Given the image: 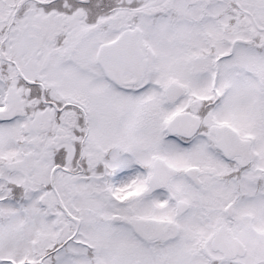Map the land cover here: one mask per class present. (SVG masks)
Returning a JSON list of instances; mask_svg holds the SVG:
<instances>
[{"label": "flooded vegetation", "instance_id": "1", "mask_svg": "<svg viewBox=\"0 0 264 264\" xmlns=\"http://www.w3.org/2000/svg\"><path fill=\"white\" fill-rule=\"evenodd\" d=\"M229 4V0H0V109L6 107L7 89L16 92L20 109L3 125L13 123L11 140L20 150L13 160L21 159L25 153L33 154L29 182L15 188L23 195L39 192L32 177L33 163L39 160L45 167L58 169V176L53 179V184L59 187L57 192L79 196L77 211L85 210L92 218L90 223L96 222L97 230L105 227L113 231L119 218L114 219V209H109L110 214H103L104 210L98 212V208L85 205L87 198L101 207L103 200L99 197L115 199L113 193L121 194L126 188L131 195L123 200L144 202L165 195L175 182H180L195 192L218 190L226 196L224 207L232 206L234 214L226 216L223 224L233 229L232 222L238 220L246 236L240 240L246 248L247 238L254 229L255 235L264 237V110L261 108L264 81L259 72L255 73L253 118L225 113V103L221 109L218 98H205L196 110L182 108L163 116L157 129L160 137L150 141L145 134V120L128 118L130 114L119 112L124 107L122 100L118 103L119 96L127 94L137 100L136 104L145 101L139 96L146 88H137L145 76L143 63L149 55H154V41L159 38L172 41L187 33L181 25L191 30L188 37L199 35L208 45L207 49L197 47V55L218 59L216 62H221L224 68L225 32L218 40L220 47L211 43L208 33L203 36L200 30V34L194 32L197 26L209 22L225 26V7ZM124 31H135L139 76L121 70L119 83H113L104 76L97 54L102 44L115 40ZM247 39L260 58L264 27L255 22V29L248 33ZM184 47L189 51V47ZM234 72L237 82L240 79L237 67ZM210 73L206 69L205 75L210 77ZM223 73L225 82L224 69ZM222 89L225 96L228 88ZM159 100L171 107L179 98L173 103H166L163 97ZM182 111L191 112L199 121L196 131L188 138L166 131L168 121ZM246 123L251 125L248 131ZM223 127L232 129L245 143L238 144L230 156L223 155L215 146V129ZM182 153L185 159L181 164ZM157 158L176 173L168 179L166 188L145 195ZM54 160L61 161L62 166H50ZM189 168H196L199 185L186 177ZM14 173L18 179L22 178L19 172ZM52 190V186L45 189L48 197L54 195ZM50 204L53 206L48 203L47 209L51 207V214L57 215L58 206L54 202ZM150 212L152 215L153 211ZM60 222L70 227L68 221ZM145 224L142 229L149 231L150 226L146 229ZM128 231L134 239L132 228Z\"/></svg>", "mask_w": 264, "mask_h": 264}, {"label": "rangeland", "instance_id": "2", "mask_svg": "<svg viewBox=\"0 0 264 264\" xmlns=\"http://www.w3.org/2000/svg\"><path fill=\"white\" fill-rule=\"evenodd\" d=\"M235 3H237L236 6L243 7L245 10L243 18L250 23V29H255L254 20L256 25L264 27V0H235ZM248 7L255 9V18L247 13L245 8ZM240 12L238 11L237 14ZM180 27L187 33L191 31L182 25ZM196 28L194 34L198 33V30L201 33L198 34L203 36L208 33L211 43L220 47L221 43L218 40L225 32V26L222 24L216 26L214 22H209ZM233 30L235 32L225 34V41L228 42H225V53L228 52L230 41L234 37L247 38V30L245 34L243 31H238L236 26ZM187 33L178 35L172 41L167 38L154 41L156 51L154 55H149L143 63L145 76L143 83L137 87L138 89L142 86L146 88L139 96L145 98V101L136 104L137 100L127 94L118 97V103L121 100L124 103L123 109L118 110L119 112L130 114L126 116L128 118L145 120L147 123L145 134L148 135L150 141L157 136L160 137L157 129L163 116L168 117L170 113L182 108L196 110L202 99L211 100L215 97V93H218L217 101L221 104V109L225 103V113L253 118L256 112L257 75L255 76V73L259 72L264 81V57L259 59L252 49H246L237 44L232 58L225 59L224 68L223 64L218 62L212 70L210 67L213 58L200 59L196 51L197 47L202 46L207 49L208 45L200 40L198 34V36L188 37ZM179 44L189 47L190 52L197 55L198 59L189 58L188 54L179 48ZM234 67H237L240 76L237 82L234 78ZM206 69L212 70L210 77L205 75ZM223 69L225 70V82L223 81ZM217 70L216 78H214ZM171 82L183 85L186 93L174 105L166 107L159 98L162 96L164 86ZM223 87L228 88L230 93L225 91V96H223ZM261 108L264 110V99L261 101ZM250 127L251 125L246 123L247 131ZM13 132V123L0 126V160L5 162V165L0 164V187L15 184L21 188L20 185L24 186L23 179H18L14 172L5 169V166L20 151L11 140L14 136ZM262 141L264 145V132ZM184 159L185 155L182 153L181 164ZM33 166L32 177L38 184L36 188L39 192L24 195L22 204L7 198L6 188H0V219L4 221L5 226L0 223V264H52L48 257L51 255L55 258L54 264H89L86 258L88 253L92 259L97 260L96 264H202L200 257L203 252L209 257L221 258L209 248L211 236L219 225L225 223L226 218L223 210L224 203L228 199L218 190L195 192L185 187V184L175 182L165 195L144 200V202L132 199L123 200L125 196L131 195L130 190L125 187L121 194L113 193L112 196L115 199L106 196L99 197L103 200L100 201L101 207L87 198L85 205L91 209L98 208V212L104 210L103 214H110L109 209L113 208L112 212L116 217L119 216L116 223L118 227L113 228V231L105 227L97 230L96 222L90 223L92 218L85 210L77 211L76 207L81 202L79 196L70 197L56 191L59 187L57 183L53 184V179L57 178L58 169L52 172L39 160L34 161ZM50 186L55 193L48 197L45 189ZM172 200H185L192 206V210L176 220L171 212ZM50 202L58 206L57 215L51 214L53 211L51 207L47 209L46 204L53 206ZM150 211H153L152 215ZM237 215L238 211L235 216ZM65 220L68 221L70 227L60 222ZM145 223L149 224V231L142 229ZM232 223L234 225L233 234L239 239L242 238L241 236L246 237L241 232L238 220L234 219ZM129 227L133 230L134 239L129 236ZM204 239L206 240L205 245L203 244ZM247 239L249 243L246 254L243 257L234 258L236 263L264 262V237L255 235L254 229ZM67 240L71 241L66 243ZM87 245L89 251L86 250ZM196 245L199 248L194 249ZM190 250L196 254L200 251L202 253L192 255ZM93 252H96L95 256Z\"/></svg>", "mask_w": 264, "mask_h": 264}, {"label": "water", "instance_id": "3", "mask_svg": "<svg viewBox=\"0 0 264 264\" xmlns=\"http://www.w3.org/2000/svg\"><path fill=\"white\" fill-rule=\"evenodd\" d=\"M135 31H124L115 40L102 44L99 48L97 59L101 65L104 76L113 83H119V72L121 70L139 76V57L136 55L137 49L134 42ZM249 41L244 39H235L231 43L232 50L235 43L247 44ZM112 66L113 68H110ZM183 87L178 84H169L165 87L163 96L167 103H173L183 94ZM6 107L0 109V121L12 119L19 113L18 101L16 92L12 89H7L5 93ZM199 125L196 119L189 112H180L168 121L166 125L167 132L178 134L182 137H190L196 131ZM217 149L225 156H230L232 151L239 145H245L241 142L237 134L230 128L223 127L215 129ZM32 154L28 153L22 159L12 161L7 166L8 171H18L24 179V183L28 182V174L31 171ZM176 173V170L167 165L162 159L157 158L152 165V174L148 178L145 194L149 195L153 190L158 188H166L168 179ZM185 175L193 182L194 185H199L196 168H189ZM188 210V203L177 201L174 209V217L179 218ZM227 215L231 213V206L225 208ZM116 216L114 219L116 220ZM149 226L145 224L147 229ZM210 248L213 252H219L227 259L242 257L246 248L243 243L236 238L231 229L225 225H220L210 240Z\"/></svg>", "mask_w": 264, "mask_h": 264}, {"label": "trees", "instance_id": "4", "mask_svg": "<svg viewBox=\"0 0 264 264\" xmlns=\"http://www.w3.org/2000/svg\"><path fill=\"white\" fill-rule=\"evenodd\" d=\"M229 2H230V4L227 7H225V19H226V22H225V33L235 32L233 30L234 26L237 27L238 31L245 32V30H247V23H246V21L243 18V17H245V15H244L245 14V12H244L245 10H243V7L234 6L235 0H229ZM1 6H2V4H1ZM235 9H237V10H235ZM245 9L247 10V13L250 14V15L252 14V16L256 13L255 9H253L252 7H248V8H245ZM238 11L239 12L241 11V12L239 14H237ZM235 22H238V23L233 25ZM244 47L248 48V46H244ZM200 57L203 58V59L205 58L204 56H200ZM0 164H4L5 165V162H2L0 160ZM56 164L62 166V162L61 161H57V160L52 161L50 166L56 165ZM59 172H63V171L59 170ZM20 186H21V188L23 187V185H20ZM1 187L3 189L6 188L7 191H6L5 195H6L7 198L22 204L23 199H24V195L21 193L20 189L17 190L15 188V184L7 185V186L2 185ZM0 223H2V225L4 226V221L2 219H0ZM205 243H206V240L204 239V243L203 244L205 245ZM199 245H202V244H199ZM197 248H199V246L196 245L194 249H197ZM86 250L89 251V246H86ZM190 251H191L192 255H198L199 253H202L200 251L198 254H196V253H194L193 250H190ZM89 254L90 253H88L86 255V258L89 260L88 261L89 264H96L95 262H97V260L92 259V257ZM93 255L95 256L96 252L95 253L93 252ZM48 257H49V260H51L52 264H54V262H56L55 258L53 257V255L48 256ZM200 258L202 260V264H222L224 262H226L227 264H237L236 263V259L235 260H226V259H223L222 257L221 258H217V257L212 258V257H209L206 254H204V252L202 253V256ZM256 264H264V262H258Z\"/></svg>", "mask_w": 264, "mask_h": 264}]
</instances>
